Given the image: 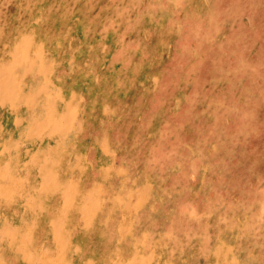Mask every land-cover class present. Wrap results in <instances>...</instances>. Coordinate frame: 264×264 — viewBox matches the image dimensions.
I'll return each mask as SVG.
<instances>
[{
  "label": "rangeland",
  "instance_id": "rangeland-1",
  "mask_svg": "<svg viewBox=\"0 0 264 264\" xmlns=\"http://www.w3.org/2000/svg\"><path fill=\"white\" fill-rule=\"evenodd\" d=\"M0 264H264V0H0Z\"/></svg>",
  "mask_w": 264,
  "mask_h": 264
}]
</instances>
